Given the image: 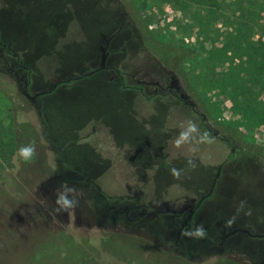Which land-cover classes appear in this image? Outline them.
<instances>
[{"label": "rangeland", "instance_id": "rangeland-1", "mask_svg": "<svg viewBox=\"0 0 264 264\" xmlns=\"http://www.w3.org/2000/svg\"><path fill=\"white\" fill-rule=\"evenodd\" d=\"M183 1L0 0V41L26 68L27 92L77 77L33 103L0 73V264H264V238L237 232L222 241L234 230L264 235V118L235 108L226 86L240 72L235 45L259 46L264 34L245 32L234 0ZM102 35L111 37L107 69L84 76L98 66ZM153 41L169 58L150 51ZM170 76L195 111L136 84ZM200 115L218 137L175 148L183 121L204 132ZM30 142L36 155L17 158ZM189 158L198 167L174 180L169 169ZM64 182L80 190L79 206L57 214ZM241 201L244 211L225 227ZM185 206L196 209L191 230L202 224L206 238L187 229L178 237L185 215H149Z\"/></svg>", "mask_w": 264, "mask_h": 264}, {"label": "trees", "instance_id": "trees-1", "mask_svg": "<svg viewBox=\"0 0 264 264\" xmlns=\"http://www.w3.org/2000/svg\"><path fill=\"white\" fill-rule=\"evenodd\" d=\"M173 4L184 2L183 0H170ZM194 6H201L206 3L209 7H216L215 0H190ZM186 6L187 3H184ZM233 5L241 10L242 17L245 21L239 22V25L245 30V32L255 31L259 34V39L262 38V33L264 34V0H234ZM251 34V33H250ZM264 36V35H263ZM259 46H250L246 40L239 42L235 45L232 50L233 56L241 57V64L239 65L240 72L229 80H235L234 82H228L227 87H230L229 98L233 102V106L236 108H243L254 110L261 114V118H264V104L254 103L250 105L253 101L252 94L262 97L264 96V43L258 40ZM235 42L233 43V45ZM150 51L159 57L161 60L165 61L169 58V49L164 48L161 44L156 41L151 43H146ZM236 50V51H235ZM221 52V51H219ZM239 53L240 56L237 54ZM242 58H245L244 60ZM243 60V61H242ZM243 97V98H241ZM245 105V106H244ZM13 144H7L8 148L3 149V154H11L13 150ZM73 253L69 252L66 256L72 257ZM66 258V259H67Z\"/></svg>", "mask_w": 264, "mask_h": 264}, {"label": "flooded vegetation", "instance_id": "flooded-vegetation-1", "mask_svg": "<svg viewBox=\"0 0 264 264\" xmlns=\"http://www.w3.org/2000/svg\"><path fill=\"white\" fill-rule=\"evenodd\" d=\"M102 38H103L104 44L101 45V46H103L105 48L106 61H107L106 48H107V45L109 44V41L111 40V37L106 38L105 36L102 35ZM0 47L2 48L1 51H0V73H7L8 75H10L14 79H16V81L18 82V86L20 88V92H21V94H23L22 91L24 90L25 82L27 83V89H28V81H26L25 74H24V71H25L26 68L24 66H22L19 62L16 63V62L11 61L9 59L11 57L5 55V53L3 51L5 45H3L1 43V41H0ZM99 60H100V48H99ZM106 69H107V66H106V63H105V69L104 70H106ZM104 70H101V71H104ZM76 78L77 77H68L66 79H69V82H71L72 80H74ZM66 79H63L62 82L60 81V82H56L54 84H57L56 85V87H57L58 85H60V83L61 84L69 83V82H67V83L63 82ZM122 83H124V81H122ZM136 84L138 86H142V87H150V86H152L153 89H154V95H160V94L161 95H170V96L174 97L175 101H180L182 104H184L186 106H189L193 111H195L194 105L192 103H190V101L188 100V97L181 92V89H180V87H179V85H178V83H177V81L175 80L174 77L170 76V77H167L165 79L157 78L156 80H150V81L149 80H140V81H136ZM53 85H52V87H53ZM140 91L142 92V88H140ZM182 95L184 97H181ZM37 98L34 100V102H36ZM199 118H200V125L202 126L204 132H207V133H209V134H211V135H213L215 137H218L217 131H214L212 129V127L208 123H206V118L203 115H200ZM223 142L225 144L229 145V142L226 141L225 139L223 140ZM217 177H218V174H216V176L214 177L213 182H212V184L210 186V190H209L208 194L202 196L198 200L197 206H200L201 203L204 200H206L208 198V196L211 194L210 191L211 192L213 191L215 183L217 181ZM164 211H168V213H165ZM195 211H196L195 207L185 206L182 209H180L179 211H175V210H171V209H160V210H156V211H153V212L149 213V215H153L154 217H157V216L162 215V214H168L171 217L172 221H177V218L179 219V217L185 215V217H184L182 223L180 224V226L176 223V226H179V230H178V237H179L180 234L185 229L191 230L190 223H191V221L193 219ZM189 215H191V217H190V219L187 220ZM186 221H187V223H186ZM234 231H236V233L237 232H242V233L246 234L249 237L264 238V237H259V235H253L248 230H234ZM244 231H248L249 233H246ZM226 235L227 234H225V233L223 234L222 241L225 240L226 238L230 237L233 234H231L229 236H226Z\"/></svg>", "mask_w": 264, "mask_h": 264}, {"label": "clouds", "instance_id": "clouds-1", "mask_svg": "<svg viewBox=\"0 0 264 264\" xmlns=\"http://www.w3.org/2000/svg\"><path fill=\"white\" fill-rule=\"evenodd\" d=\"M181 131L172 141L175 148L180 149L185 145L201 144L205 142H211L209 133L200 132L195 121L187 119L181 123ZM195 154L197 149L192 147L189 149ZM17 158L23 161H29L36 155V147L34 142H30L26 145L21 146L17 150ZM198 167L197 160L195 158H189L186 160L184 168L171 167L169 169V174L174 180H180L187 172L193 171ZM56 199H55V208L53 211L57 214L69 213L72 210H75L79 206V196L80 190L75 186H69L67 182H64L56 190ZM244 201H241L237 207L236 215L230 217L225 222V227L230 228L236 221L237 216L244 211L245 208ZM245 215H251V210L249 209L244 213ZM188 238L191 239H204L207 236V230L201 224L196 226L194 230H185L183 233Z\"/></svg>", "mask_w": 264, "mask_h": 264}, {"label": "water", "instance_id": "water-1", "mask_svg": "<svg viewBox=\"0 0 264 264\" xmlns=\"http://www.w3.org/2000/svg\"><path fill=\"white\" fill-rule=\"evenodd\" d=\"M105 63H106V53H105V48L103 46L100 47V60H99V64H98V67H96L95 69L89 71L88 73H86L84 76H90L94 73H97L101 70H104L105 69ZM64 83H67L69 82V79H66L63 81ZM57 84H54L53 87L51 88V90H53L55 87H56ZM49 90V91H51ZM49 91H42V92H38V93H35L33 95H30L28 92H27V83L25 82L24 84V90L22 91L24 97L31 101V102H34V100L38 97V96H41ZM181 97H184L183 95ZM211 193V191H210ZM163 212V211H162ZM165 213H168V211H164ZM191 215L188 216L187 220L190 219ZM187 223V221H186ZM185 223V224H186ZM246 233H249L248 231H244ZM236 233V231H232L231 233L227 234L226 236H229L231 234H234ZM259 237H264V235H259Z\"/></svg>", "mask_w": 264, "mask_h": 264}]
</instances>
